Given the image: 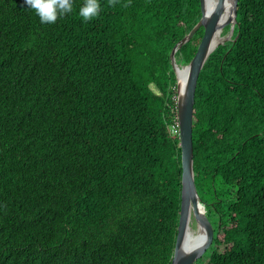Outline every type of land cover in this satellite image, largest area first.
<instances>
[{
	"label": "trees",
	"instance_id": "obj_1",
	"mask_svg": "<svg viewBox=\"0 0 264 264\" xmlns=\"http://www.w3.org/2000/svg\"><path fill=\"white\" fill-rule=\"evenodd\" d=\"M83 3L42 24L25 0H0V264H170L181 191L170 53L200 1L99 0L88 22ZM236 11L235 41L209 55L195 90L194 182L213 228L195 264H264V0Z\"/></svg>",
	"mask_w": 264,
	"mask_h": 264
},
{
	"label": "water",
	"instance_id": "obj_2",
	"mask_svg": "<svg viewBox=\"0 0 264 264\" xmlns=\"http://www.w3.org/2000/svg\"><path fill=\"white\" fill-rule=\"evenodd\" d=\"M200 1L201 17L194 27L171 50L170 61L176 77V112L179 123V147L181 151V191L178 227L170 264H195L212 245L213 228L205 215V208L200 201L194 182L192 119L195 90L199 74L209 55L220 45L232 40L236 25L238 0H215L211 6L207 0ZM228 3V17L223 15ZM228 30L224 33V29ZM202 29L201 40L194 56L187 65L180 67L175 61V53L186 44L193 35ZM218 34L221 41L214 44ZM236 37L232 40L235 41ZM186 69L187 74L180 83L178 71ZM202 231L199 242L189 240L190 222ZM192 223V222H191Z\"/></svg>",
	"mask_w": 264,
	"mask_h": 264
},
{
	"label": "clouds",
	"instance_id": "obj_3",
	"mask_svg": "<svg viewBox=\"0 0 264 264\" xmlns=\"http://www.w3.org/2000/svg\"><path fill=\"white\" fill-rule=\"evenodd\" d=\"M119 0H108L109 6H116ZM28 8L35 12L42 24H54L59 18L73 11V0H25ZM129 6L125 4L124 7ZM101 11L99 0H84L79 16L84 22L97 18Z\"/></svg>",
	"mask_w": 264,
	"mask_h": 264
},
{
	"label": "bare ground",
	"instance_id": "obj_4",
	"mask_svg": "<svg viewBox=\"0 0 264 264\" xmlns=\"http://www.w3.org/2000/svg\"><path fill=\"white\" fill-rule=\"evenodd\" d=\"M215 3V0H207V4L208 5H213ZM226 11L223 15V18L222 19H225L226 17H228V3H226ZM221 41V38L218 36V34H216L215 38H214V41L213 43L214 44H218L219 42ZM187 74V70L186 69H182V70H179L178 71V77H179V81L181 84H183V81L185 79V76ZM192 222V221H191ZM190 222V224H191ZM188 237H189V240L190 241H193V242H199L202 238V231L200 228H198L197 226L195 227V229H193L192 227H190V229L188 230Z\"/></svg>",
	"mask_w": 264,
	"mask_h": 264
},
{
	"label": "built area",
	"instance_id": "obj_5",
	"mask_svg": "<svg viewBox=\"0 0 264 264\" xmlns=\"http://www.w3.org/2000/svg\"><path fill=\"white\" fill-rule=\"evenodd\" d=\"M170 132H171V134H179V123H178V119H177V112H176L175 120H174L173 124L171 125Z\"/></svg>",
	"mask_w": 264,
	"mask_h": 264
},
{
	"label": "rangeland",
	"instance_id": "obj_6",
	"mask_svg": "<svg viewBox=\"0 0 264 264\" xmlns=\"http://www.w3.org/2000/svg\"><path fill=\"white\" fill-rule=\"evenodd\" d=\"M179 66L182 67V66H184V65L179 64ZM191 227H192L193 229H195V226H194V222H193V221H192V223H191Z\"/></svg>",
	"mask_w": 264,
	"mask_h": 264
}]
</instances>
